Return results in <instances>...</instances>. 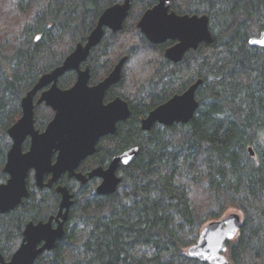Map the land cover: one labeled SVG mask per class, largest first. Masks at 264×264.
Returning <instances> with one entry per match:
<instances>
[{
  "label": "trees",
  "instance_id": "trees-1",
  "mask_svg": "<svg viewBox=\"0 0 264 264\" xmlns=\"http://www.w3.org/2000/svg\"><path fill=\"white\" fill-rule=\"evenodd\" d=\"M123 1L0 0V184L8 178V130L21 117L22 99L86 42L107 8ZM154 4L136 1L122 30H107L86 63L96 84L127 58L106 100H127L131 116L82 170L131 147L139 154L120 167L121 185L111 195H98L92 183L77 184L65 236L36 264H206L191 259L188 249L205 224L233 208L243 213V225L228 243V264H264V49L249 45L264 31V0H171L179 15L209 16L213 34L212 43L175 64L165 57L172 42L154 45L138 28ZM76 80L70 71L59 86L68 89ZM198 80L199 108L188 124L142 130L153 109ZM52 118L37 115L36 127L44 130ZM62 183L72 189L69 179ZM29 188L22 206L0 215V251L7 260L27 223L58 211L54 188L30 181Z\"/></svg>",
  "mask_w": 264,
  "mask_h": 264
},
{
  "label": "water",
  "instance_id": "water-1",
  "mask_svg": "<svg viewBox=\"0 0 264 264\" xmlns=\"http://www.w3.org/2000/svg\"><path fill=\"white\" fill-rule=\"evenodd\" d=\"M136 1L144 0H124L107 8L86 42L79 43L62 65L42 75L22 99V116L8 130L12 144L4 173L9 178L0 184V215L15 211L30 197L28 179L32 171L36 188L51 189L57 185L61 202L58 213L47 221L27 223L22 242L12 257L7 260L0 251V264H36L41 255L52 251L65 236L74 201L69 187L59 184L64 175L75 178L81 185L99 178L102 182L96 193L111 195L121 185L120 167L130 165L137 158L139 148L135 146L115 155L106 168L97 167L88 174L79 171L81 164L96 153L99 142L116 134L118 125L131 116L129 103L121 97L105 103L107 92L122 78L127 58L121 59L103 81L93 86L90 67L83 69V65L106 30L114 33L122 30ZM155 1L157 4L143 14L138 28L154 45L175 41V45L165 51L167 60L179 63L189 51L197 50L202 43L213 42L209 16L179 15L171 10V0ZM249 45L264 49V31L252 37ZM70 71L77 73V80L71 88L61 89L59 81ZM202 84L203 81L198 80L184 93L174 95L152 110L142 120V130L150 132L157 125L188 124L199 108L196 97ZM40 91L37 104H45L54 111L53 119L42 132L35 126V98ZM28 139L30 147L24 151ZM250 153L254 156L252 148ZM242 225L243 217L239 213L207 224L196 244L188 249V256L206 264H228V243L239 236Z\"/></svg>",
  "mask_w": 264,
  "mask_h": 264
},
{
  "label": "flooded vegetation",
  "instance_id": "flooded-vegetation-1",
  "mask_svg": "<svg viewBox=\"0 0 264 264\" xmlns=\"http://www.w3.org/2000/svg\"><path fill=\"white\" fill-rule=\"evenodd\" d=\"M154 1H155V0H154ZM156 4H157V1H155V4H154L152 7H154ZM152 7H151V8H152ZM148 9H150V8H148ZM148 9H147V10H148ZM147 10H146V11H147ZM171 10H172V9H171ZM146 11H145V12H146ZM172 11H173V10H172ZM145 12H144V13H145ZM174 12H175V11H174ZM144 13H143V14H144ZM143 14H142V16H143ZM142 16H141V18H142ZM141 18H140V19H141ZM139 21H140V20H139ZM106 31H107V30H106ZM110 31H111V30H110ZM172 45H175V41L172 42V44H171L170 46H172ZM170 46H169V47H170ZM167 48H168V47H167ZM170 62H171V61H170ZM172 63H173V62H172ZM174 64H175V63H174ZM84 65H85V66H84ZM84 65H83V69H85V67L88 66V65H86V64H84ZM107 76H108V75H107ZM107 76H106V77H107ZM91 77H92V76H91ZM106 77H105V78H106ZM105 78H104V79H105ZM39 79H40V78H39ZM104 79H103V80H104ZM103 80H101V81H103ZM101 81H99V82H101ZM99 82H98V83H99ZM98 83H96V84H98ZM36 84H37V83H36ZM90 84H91V82H90ZM96 84H91V85L93 86V85H96ZM34 86H35V85H34ZM59 87H60V86H59ZM60 88H61V87H60ZM70 88H71V87H70ZM32 89H33V88H32ZM32 89H31V90H32ZM61 89H62V88H61ZM68 89H69V88H68ZM31 90H30V91H31ZM109 91H110V90H109ZM109 91H108V92H109ZM108 92H107V94H108ZM41 93H42V91H40V92L37 94L36 98H35V104H36V108H35V121H36V109H37L38 106H41V105H42V104H41V105H38V104H37V103H38V100H39V98H40V96H41ZM107 94H106V96H107ZM116 98H117V97H115L114 99H116ZM121 98H122V97H121ZM114 99H112V100H110V101H107V100H106V97H105V103L108 104L109 102L113 101ZM122 99H123V98H122ZM124 100H125V99H124ZM125 101H127V100H125ZM167 101H168V100H167ZM167 101H166V102H167ZM127 102H128V101H127ZM21 103H22V101H21ZM128 103H129V102H128ZM44 105H45V104H44ZM45 106H46V105H45ZM129 106H130V104H129ZM159 106H160V105H159ZM21 107H22V105H21ZM46 107H48V106H46ZM48 108H50V107H48ZM50 109H51V108H50ZM130 109H131V108H130ZM153 110H154V109H153ZM52 111H53V110H52ZM53 112H54V111H53ZM21 116H22V114H21ZM53 117H54V116H53ZM146 117H147V116H146ZM52 119H53V118H52ZM52 119H51V120H52ZM143 119H144V118H143ZM143 119H142V120H143ZM51 120H50V121H51ZM50 121H49V122H50ZM141 124H142V121H141ZM47 125H48V124H47ZM47 125H46V127H47ZM35 126H36V123H35ZM157 126H158V125H157ZM159 126H161V125H159ZM46 127H45V128H46ZM36 129H38V128L36 127ZM38 130H39V129H38ZM44 130H45V129H44ZM44 130H40V131L42 132V131H44ZM110 136H112V135H110ZM107 137H109V136H107ZM107 137L103 138V139L99 142V144L97 145V149H98L99 145H100L101 143H103V142L105 141V139H107ZM11 143H12V141H11ZM27 143L29 144V147H30V139H28V140L25 142V144H27ZM25 144H24V147H23V148H24V151H28L29 147H28L27 149H25ZM114 156H115V155H114ZM114 156H113V157H114ZM92 157H93V156H92ZM92 157H90V158H92ZM113 157H112V158H113ZM55 158H56V156H54V160H55ZM90 158H89V159H90ZM112 158L110 159V161L112 160ZM87 160H88V159H87ZM87 160H86V161H87ZM86 161H85V162H86ZM110 161L107 162L105 165H100V164H99L98 166L93 167V168L90 169L89 171H83V170H82V164H83V163H82V164H81V167H80V169H79V171H80V172H83L84 174H88V173H89L90 171H92L94 168H97V167H104V168H106V167L110 164ZM3 172H4V169H3ZM31 173H33V171H32ZM31 173H30V174H31ZM29 177H30V176H29ZM8 178H9V176H8ZM8 178H7V180H8ZM48 178H49V176L46 177V181L48 180ZM68 179H69L70 181H75V183H76V184H79L80 187L83 186V185H81V184H80L75 178H70L68 175H64L63 178L61 179V181L59 182V184H63L62 182H65V181L68 180ZM7 180H6V181H7ZM64 180H65V181H64ZM101 182H102L101 179H99V178H94V179L90 180L87 184H91V183H92L93 185H96V184H97V186H96V192H97V187L101 184ZM4 183H5V182H4ZM1 184H2V183H1ZM28 185H29V179H28ZM63 185H64V184H63ZM66 186H67V185H66ZM56 187H57V185H55V186L53 187V188L55 189V191H56ZM78 187H79V186H78ZM29 189H30V188H29ZM38 189H39V188H38ZM47 189H49V188H47ZM51 189H52V188H51ZM69 189H70V187H69ZM70 191H71V193L73 194L74 190H73V189H70ZM56 193H57V192H56ZM30 195H31V189H30ZM60 202H61V196H60ZM60 202H59V206H60ZM59 206H58V211H59ZM58 211H57V213H58ZM55 215H56V214H55ZM50 217H51V216H50ZM46 221H47V220H46ZM26 225H27V224H26ZM65 228H66V227H65ZM22 239H23V234H22ZM21 242H22V241H21Z\"/></svg>",
  "mask_w": 264,
  "mask_h": 264
},
{
  "label": "rangeland",
  "instance_id": "rangeland-1",
  "mask_svg": "<svg viewBox=\"0 0 264 264\" xmlns=\"http://www.w3.org/2000/svg\"><path fill=\"white\" fill-rule=\"evenodd\" d=\"M133 22H135V21H133ZM136 24H137V23H136ZM120 58H121V57H120ZM120 58H119V59H120ZM114 59H115V58H114ZM114 59H113V60H114ZM117 59H118V58H116V60L114 61L115 63H116ZM130 75H131V74H130ZM131 76H132V75H131ZM132 77H133V76H132ZM52 113H53V116H54V112L52 111V109L46 107L44 104H42L41 106H38V108L36 109V116L38 115L40 118H42V119H44V120H45V119H50L51 116H52ZM28 147H29V144H28V143L25 144V149H27ZM90 159H91V158H90ZM90 159H88L86 162L83 163L82 168H87V167H89V166L91 165V163L89 162ZM29 181L31 182V185H35L34 172L30 174ZM78 185H79V184H78ZM78 185L75 183V181H71L70 186L72 187V189L74 190V192H76V191L78 190ZM96 186H97V184L94 185L95 190H96ZM231 213H239L241 216H243V213H242L240 210L233 208V209H230L229 211H227V213L224 215V217H225L226 215H228V214H231ZM209 223H210V222H208L207 224H209ZM207 224H205V225L202 227L201 232H202V230L204 229V227H205ZM201 232H200V234H201ZM21 241H22V240H21ZM20 244H21V242H20ZM20 244L18 245V247L20 246ZM18 247L16 248V250L18 249ZM16 250H15V251H16ZM15 251H14V252H15Z\"/></svg>",
  "mask_w": 264,
  "mask_h": 264
},
{
  "label": "bare ground",
  "instance_id": "bare-ground-1",
  "mask_svg": "<svg viewBox=\"0 0 264 264\" xmlns=\"http://www.w3.org/2000/svg\"><path fill=\"white\" fill-rule=\"evenodd\" d=\"M263 32V31H262ZM251 39V38H250ZM69 56V55H68ZM120 62V61H119ZM250 151V150H249Z\"/></svg>",
  "mask_w": 264,
  "mask_h": 264
}]
</instances>
